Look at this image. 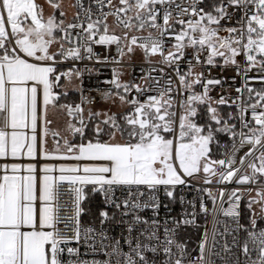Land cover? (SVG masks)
<instances>
[{"label": "snow or ice", "instance_id": "1", "mask_svg": "<svg viewBox=\"0 0 264 264\" xmlns=\"http://www.w3.org/2000/svg\"><path fill=\"white\" fill-rule=\"evenodd\" d=\"M0 264H264V0H0Z\"/></svg>", "mask_w": 264, "mask_h": 264}, {"label": "built area", "instance_id": "2", "mask_svg": "<svg viewBox=\"0 0 264 264\" xmlns=\"http://www.w3.org/2000/svg\"><path fill=\"white\" fill-rule=\"evenodd\" d=\"M85 2H86V0H85ZM96 50H97L98 52H102V51H103V49H101V48H99V47H98ZM137 72H138V69H137ZM108 76H109V71H108V69H104V70H103V75H102L100 78H101V79H104V78H107ZM94 79H95V77H93V81H94ZM88 83H89V78H88L87 75H85V85L87 86ZM191 197H192V194L189 193L188 198L191 199ZM61 203L63 204L64 201H61ZM242 206H243V205H242ZM209 207H211V204H210V203H209ZM225 207H227V203H225ZM179 210H180V209H179V206L177 205V206H176V211H179ZM210 219H211V218L209 217V220H210ZM219 219L222 221L221 225L219 226V227L221 228V230L223 229L224 223H230V218H228V217H224L222 213L219 215ZM200 222L203 223V220H201ZM97 226H98V225H97ZM189 231L193 233V236L195 235L194 230H191V229H190Z\"/></svg>", "mask_w": 264, "mask_h": 264}, {"label": "trees", "instance_id": "3", "mask_svg": "<svg viewBox=\"0 0 264 264\" xmlns=\"http://www.w3.org/2000/svg\"><path fill=\"white\" fill-rule=\"evenodd\" d=\"M242 207H243V206H242ZM83 218H84L85 220H87V217H86V216H84Z\"/></svg>", "mask_w": 264, "mask_h": 264}, {"label": "crops", "instance_id": "4", "mask_svg": "<svg viewBox=\"0 0 264 264\" xmlns=\"http://www.w3.org/2000/svg\"><path fill=\"white\" fill-rule=\"evenodd\" d=\"M68 2V0H65V3H67Z\"/></svg>", "mask_w": 264, "mask_h": 264}]
</instances>
